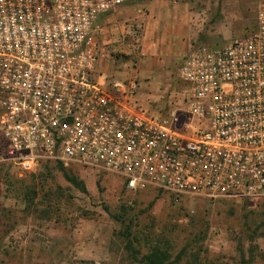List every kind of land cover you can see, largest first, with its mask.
I'll return each mask as SVG.
<instances>
[{
	"label": "built area",
	"instance_id": "1",
	"mask_svg": "<svg viewBox=\"0 0 264 264\" xmlns=\"http://www.w3.org/2000/svg\"><path fill=\"white\" fill-rule=\"evenodd\" d=\"M135 0H0V161L112 174L130 191L264 200V3L257 28L195 47L157 116L138 82L98 71L102 17ZM141 28L136 29L139 35Z\"/></svg>",
	"mask_w": 264,
	"mask_h": 264
},
{
	"label": "rangeland",
	"instance_id": "2",
	"mask_svg": "<svg viewBox=\"0 0 264 264\" xmlns=\"http://www.w3.org/2000/svg\"><path fill=\"white\" fill-rule=\"evenodd\" d=\"M171 1L192 16L193 42L188 51L176 42L150 79L142 72L134 76V38L124 37V23L107 48V71L137 79L139 103L157 116L168 114L183 89L185 57L195 47L220 48L249 36L264 3ZM61 166L44 163L23 172L0 161V264H142L153 246L167 249L174 264H264V200L177 202L166 191H130L112 174ZM64 172L76 176L83 189Z\"/></svg>",
	"mask_w": 264,
	"mask_h": 264
},
{
	"label": "crops",
	"instance_id": "3",
	"mask_svg": "<svg viewBox=\"0 0 264 264\" xmlns=\"http://www.w3.org/2000/svg\"><path fill=\"white\" fill-rule=\"evenodd\" d=\"M192 21L187 10L171 0H135L134 6L132 3L122 6L101 19L104 31L100 43L106 55L98 64V71L114 80L124 79L113 70L107 71L111 57L107 48L118 40L114 34L124 23V37L134 38V76L142 72L150 79L151 73L174 53L176 42L188 51L195 34ZM137 28H141L139 35Z\"/></svg>",
	"mask_w": 264,
	"mask_h": 264
},
{
	"label": "trees",
	"instance_id": "4",
	"mask_svg": "<svg viewBox=\"0 0 264 264\" xmlns=\"http://www.w3.org/2000/svg\"><path fill=\"white\" fill-rule=\"evenodd\" d=\"M61 168L65 170L62 166ZM66 179L73 184L75 187L83 189L82 183L74 175H70L67 172H64ZM174 199L176 197L173 195ZM183 200V199H182ZM171 260V254L167 249H161L160 246H153L149 253L142 257L140 263L142 264H174Z\"/></svg>",
	"mask_w": 264,
	"mask_h": 264
}]
</instances>
